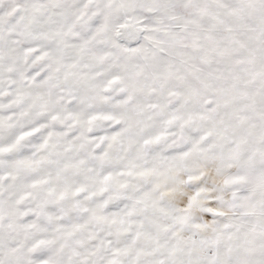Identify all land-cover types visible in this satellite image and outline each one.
Segmentation results:
<instances>
[{"label":"snow or ice","instance_id":"6c2138e0","mask_svg":"<svg viewBox=\"0 0 264 264\" xmlns=\"http://www.w3.org/2000/svg\"><path fill=\"white\" fill-rule=\"evenodd\" d=\"M0 264H264V0H0Z\"/></svg>","mask_w":264,"mask_h":264}]
</instances>
